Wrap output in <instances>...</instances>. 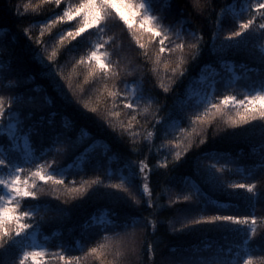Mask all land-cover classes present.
Segmentation results:
<instances>
[{"label": "snow or ice", "instance_id": "6c2138e0", "mask_svg": "<svg viewBox=\"0 0 264 264\" xmlns=\"http://www.w3.org/2000/svg\"><path fill=\"white\" fill-rule=\"evenodd\" d=\"M47 2L54 4L59 10H53L51 15L40 23L39 37H33L30 31L24 29L21 31L32 41L28 45V52L31 54L32 60L39 61L41 75L50 80L59 102L66 110H71L72 114L64 116L57 124L60 112L51 111L49 114L53 97L49 96L47 103H38L35 96L24 90L28 81L20 76H17L16 82L6 89L12 95L7 98L0 96V135L6 137V143L0 144V173H3L0 175V191H4V195H0V257H7L8 264H28L29 261L32 264H44L46 252L41 246L35 244L34 234L35 230L39 229L46 220V216L41 215V212L47 213L52 209L47 202L40 199L39 185L41 184H51L52 190L46 195L55 196L56 199L63 198L65 205L69 203L68 197L73 201L82 200L85 197L110 200L113 207L106 209L102 216H93L89 225L98 228L101 233L115 231L121 227L142 225H146L154 234L158 231V219L149 218L135 225L122 223L120 219L119 209L123 201L132 199L139 205L141 203L139 197L144 194H146L148 202L152 201L153 190L149 185L153 169L148 163L147 156L136 160H133L131 156L124 159L118 183L106 181L99 176L81 183L76 180L66 183L68 169L57 165L55 160L51 162L52 165H55L52 167L46 158L54 152L63 153L65 156H74L75 162L68 167H79L81 172L85 171L86 162L92 163L89 154L95 152L102 143L97 139L84 147L86 139H93L91 133L86 131L87 128L103 122L113 131H118V134L123 137L125 131L131 127V123L118 122L120 112L117 111V108L122 107L132 113H137L145 100L152 99L147 94L143 77L132 84L126 79H120L123 88L119 87L116 81L121 77L120 61L117 59L113 62L102 51L105 48V43L101 41L90 42L87 50L78 58L75 55L70 57L74 61L71 64L73 70L83 68V82L74 84L72 73H65L61 61L69 53L80 48L81 41L86 36H91L94 32H105L109 27V22L115 20L121 26H126L146 64L152 60L148 50L149 42L155 41L158 46L155 62L160 61L162 54H171L177 49L182 51L185 44L168 40L167 31L159 23V18L152 14L155 7L154 0H139V2L137 0H78V3H68L67 6L62 3V0H47ZM253 8L256 12H261L264 10V2L249 3L240 7L239 12L231 18L228 16V12H235V9L223 10L221 17L213 22L216 32L209 37V41L214 53L221 56L228 53L244 54L249 57L254 66H249L248 63L241 64L240 67L245 70L244 74L235 75L229 80L220 78L209 81L208 77H200V82L207 83L212 92L207 95L191 93L185 101L186 104L191 102L194 109H202L192 118L195 124L200 125L198 139H190L187 143L177 140L168 141V144L172 145L174 159L169 162L167 157H164L162 164L164 168H168L169 163L175 167L193 144L197 147L206 144L210 139L206 129L211 128L218 117L224 119L225 132L229 136L238 135L237 130L246 131L257 126L264 132V47L256 48L252 43L256 39H264V23L257 25ZM213 11H215L214 5ZM245 13H249V18H244ZM260 19L264 21V14L260 16ZM237 20L239 21L238 25ZM225 24H230L232 27L228 31V35L224 39H220L219 34L225 30ZM0 25H3L2 20H0ZM56 25L62 27L58 33L53 32V27ZM257 29L260 30L259 35H257ZM7 30L11 31L10 27ZM45 32L49 33L47 40L44 39ZM109 40L111 43L108 46L111 47L115 43V39L110 36ZM166 40H168V44L165 43ZM197 41L190 45V48L195 50L190 56L192 60H196L203 51L204 37L198 36ZM3 47L5 45L0 44V48ZM113 54L119 55L116 52ZM7 59L13 69L18 60L23 67V59L17 57L11 47ZM186 62L181 57L180 62L171 69L174 76H185L184 64ZM221 64L229 67V71L235 72L234 62L221 59ZM167 66L165 64L166 68ZM204 67H211V65ZM216 76L219 77L220 74L217 72ZM30 79H34V77ZM109 79L113 81L111 87L104 83L102 88L95 90L96 95L93 99L90 95L93 91L92 86L100 83L101 80ZM241 81H243V87L248 90L243 98L238 99L237 96L230 94L215 95L218 87L230 89ZM35 91L38 92L40 89L37 88ZM164 91L168 92L169 89L164 88ZM194 97L197 98L194 99ZM184 118L181 112L169 113L167 120L160 116L155 125L168 122L178 123ZM132 119H135V115L132 116ZM254 122H259V124ZM78 129H81L83 134H78ZM228 129L231 131L229 132ZM193 131L195 132V129ZM138 151V149H134V152ZM151 151L150 148L149 152ZM111 152V146L104 145L103 156L109 157ZM112 159H116V157H112ZM203 160H215L216 163L204 164ZM221 160L224 162L220 163ZM260 162L259 167L261 173L264 174V151L260 153ZM95 164L97 169H102L104 161L97 159ZM26 165L32 167L26 168ZM194 166L200 177V182L196 185L195 192L183 195L182 200L199 204V197H202L206 202L205 208L211 204L223 211L204 214V211L201 210L195 214H186L180 224L179 231L202 230L207 226L208 229L234 232L240 237L243 245L251 247V245L260 244V250L264 251V233L257 235V217L253 214H225L231 204L210 198L203 187L206 186L210 190L228 197L240 196L241 193L238 190H244L247 200L250 201V207L254 210L256 203L264 200V187H260L257 191L258 183L264 185V175L258 180L252 171L242 166L238 161L225 159L224 154L212 150L210 147L196 158ZM46 168L51 170L46 171ZM225 172H234V174L249 177L250 181H226L224 179ZM22 174H27V179H22ZM134 192L137 195H134ZM21 202L31 203L33 207L24 210L20 207ZM174 203L176 200H169V204ZM153 208V216H158L164 205L153 204ZM55 211L56 216L50 217V219H56L68 210L61 207ZM169 223L173 232L178 231L174 223ZM30 237L33 238L32 243H28ZM156 246L155 242L149 245L153 257H155ZM102 247L104 246L101 245ZM205 247L210 255L207 258H202L196 264H240L242 257L239 253L233 257L231 247L220 245L215 250H213L212 244H207ZM98 251L99 249L96 247L90 249L91 253H98ZM50 255L54 259H63L65 264H68L69 259H79V257L64 256L63 249L59 255L56 253ZM185 264H193V262L186 261ZM244 264H251L250 255L248 259L244 260Z\"/></svg>", "mask_w": 264, "mask_h": 264}, {"label": "trees", "instance_id": "16d2710c", "mask_svg": "<svg viewBox=\"0 0 264 264\" xmlns=\"http://www.w3.org/2000/svg\"><path fill=\"white\" fill-rule=\"evenodd\" d=\"M257 2H264V0H199V2L198 0H154L153 14L159 18V23L167 31L168 40L185 44L182 51L177 49L171 54H162L160 61L155 62L158 46L155 41L149 42L148 50L152 60L146 64L126 26H121L113 20L109 22V27L105 32H94L91 36H86L81 41L80 48L75 49L62 59L61 66L65 73H72L73 83L80 84L83 82V68L73 70L71 64L74 61L70 57L75 55L78 58L87 50L90 42H104L105 48L102 51L113 62L117 59L120 61L121 77L117 78L116 81L119 87L123 88L120 79H126L132 84L143 77L147 94L152 99L145 100L137 113H132L122 107L117 108V111L120 112L118 122L131 123V127L125 131L123 137L118 134V131H113L103 122L87 128L86 131L91 133L93 139H86L84 147L97 139L102 143L95 152L89 154L92 163L86 162L85 171L81 172L79 167L69 168L68 166L75 162V157L65 156L63 153L54 152L47 157L48 164L55 167L51 164L52 160H55L57 165L68 169L69 174L66 177V183L70 180L81 183L85 180L96 179L98 176L106 181L118 183L124 159L131 156L133 160H136L147 156L148 163L153 169L149 185L153 190L152 201L148 202L146 194L140 195L141 203L139 205L132 199L123 201L119 209L120 219L122 223L134 225L149 218L158 219V231L154 234L146 225H142L121 227L115 231L101 233L98 228L89 225L93 216H102L106 209L113 207L110 200L85 197L82 200L73 201L68 197L69 203L65 205L63 198L56 199L55 196L46 195L52 190L51 184H41L39 185L40 199L47 202L52 209L47 213L41 212V215L46 216V220L39 229L35 230L34 234L38 242L45 247L44 264H65L63 259H54L50 255L52 253L59 255L61 249H63V255L66 257H79L78 260L69 259L68 264H185L186 261H192L193 264H196L202 258H207L210 255L205 247L207 244H212L213 250L220 245L231 247L233 257H236L237 253L242 257L240 264H244V260L248 259L249 255L251 256V264H264V251L260 250L261 245L254 244L251 247L243 245L240 237L234 232L208 229L207 226L202 230L179 231L180 224L185 219L186 214H195L201 210L204 211V214L223 211L211 204L205 208L206 202L202 197H199V204L182 200L183 195L194 193L196 185L200 182L194 162L205 149L210 147L212 150L224 154L225 159H235L242 166L252 171L258 180L264 175L259 167L261 163L260 153L264 151V132L258 126L246 131L237 130L238 135L229 136L225 132L224 119L218 117L213 122V126L206 129V133L210 137L206 144L199 147L193 144L175 167L171 163H169L168 168L162 166L164 157H167L169 162L174 159L172 145H169L168 141L177 140L187 143L190 139H198V133L201 130L200 125L195 124L192 118L202 109H194L191 102L186 104L185 101L191 93L207 95L212 92L207 83L200 82V77H208L209 81L220 78L229 80L235 75L244 74L245 70L240 67L241 64L248 63L249 66H254L249 57L244 54L228 53L221 56L214 53L211 50L212 45L209 37L215 34L213 22L221 17L223 10L235 9V12H228V16L231 18L239 12L240 7ZM62 3L67 6L68 3H78V0H62ZM213 5L215 11H213ZM53 10L59 9L47 0H0V20L3 21V25H0V44L5 45V47L0 48V53H2L0 56V96L5 98L11 96L12 93L6 89L16 82L17 76H20L28 81L24 90L35 96L38 103H47V98L53 97L49 114L51 111H59L60 116L57 117V124H59L64 116H70L72 112L63 107L52 89L50 80L41 75L39 61L32 60L31 54L28 52V45L32 41L21 31L22 29L30 31L33 37L38 38L40 23L51 15ZM252 11L255 12L257 25L264 23L260 19L264 10L256 12L253 8ZM244 18H249V13H245ZM238 22L237 20V25ZM8 27L11 31L7 30ZM231 27L230 24H225V30L219 34L220 39H224L228 35ZM60 30H62L60 25L53 27L54 33H58ZM259 31L257 29V35H259ZM48 36L49 33L45 32L44 39L47 40ZM110 36L115 39V43L111 47L108 46L111 43ZM198 36L204 37L203 51L196 60H192L190 56L195 50L191 49L190 45L198 42ZM168 40L165 41L166 44H168ZM252 43L256 48L264 47V39H256ZM32 46L35 47V45ZM10 47L15 51L17 57L23 59V67L19 60L14 69L10 67V61L7 59ZM114 52L119 53V55H114ZM181 57L187 61L184 64L185 76H174L171 69L180 62ZM221 59L234 62L235 72H231L229 67L223 66ZM165 64L168 65L167 68ZM205 65H211V67H204ZM217 72L220 74L219 77L216 76ZM31 77L34 79H30ZM112 82L111 79L101 80L100 83L93 85V91L90 93L92 98L95 99L96 89L102 88L104 83L111 87ZM37 88L40 91H35ZM164 88H168L169 91L165 92ZM247 92L248 90L243 87V81H241L237 86L230 89L218 87L215 95L230 94L239 99L243 98ZM196 98L194 97V99ZM176 112H181L185 118L178 123L168 122L167 124L155 125L160 116L167 120L169 113L175 114ZM133 115H135V119H132ZM254 123L259 124V122ZM228 131L230 132L231 129ZM78 134H83L81 129H78ZM2 143H6V137L0 135V144ZM104 145H109L112 148L109 157L103 156ZM150 148L152 149L151 152H149ZM134 149L139 151L134 152ZM112 157H116V159H112ZM97 159L104 161L102 169H97L95 164ZM202 162L204 164L216 163L215 160H203ZM223 162V160L220 161V163ZM30 167L32 166L26 165V168ZM45 170L50 171L51 169L46 168ZM22 179H27V174H22ZM224 179L229 182L250 181L249 177L240 176L234 172H225ZM203 187L210 198L231 204L225 214L255 215L257 217V235L264 233V200L257 202L253 210L244 190H238L241 193L240 196L228 197L212 191L206 186ZM260 187H264V185L258 183L257 191ZM133 194L137 195L135 192ZM0 195H4V191H0ZM178 197L179 199H177ZM170 199L176 200V203L169 204ZM153 204L164 205L158 216H153ZM20 207L28 210L33 207V204L21 202ZM61 207L68 211L56 219H50V217L56 216L55 210ZM169 222L174 223L178 231L173 232ZM32 242L33 238L30 237L28 243ZM153 242L157 245L155 257L149 248ZM101 245L104 247L101 248ZM93 247L99 249L98 253L90 252ZM0 262L8 264L7 257H0ZM28 264H32V262L29 261Z\"/></svg>", "mask_w": 264, "mask_h": 264}, {"label": "rangeland", "instance_id": "374dc122", "mask_svg": "<svg viewBox=\"0 0 264 264\" xmlns=\"http://www.w3.org/2000/svg\"><path fill=\"white\" fill-rule=\"evenodd\" d=\"M153 14V13H152ZM154 15V14H153ZM155 16V15H154ZM34 242L36 245L41 246L43 249L45 248L44 245H42L40 242H38V240L36 239V237L34 236Z\"/></svg>", "mask_w": 264, "mask_h": 264}]
</instances>
